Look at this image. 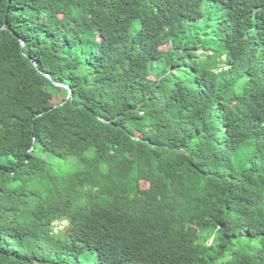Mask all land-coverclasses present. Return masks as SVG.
Masks as SVG:
<instances>
[{
	"label": "trees",
	"instance_id": "trees-1",
	"mask_svg": "<svg viewBox=\"0 0 264 264\" xmlns=\"http://www.w3.org/2000/svg\"><path fill=\"white\" fill-rule=\"evenodd\" d=\"M0 264H264V0H0Z\"/></svg>",
	"mask_w": 264,
	"mask_h": 264
},
{
	"label": "water",
	"instance_id": "water-1",
	"mask_svg": "<svg viewBox=\"0 0 264 264\" xmlns=\"http://www.w3.org/2000/svg\"><path fill=\"white\" fill-rule=\"evenodd\" d=\"M33 64V63H32ZM34 65V64H33ZM53 85H56V86H59L58 84H55V83H52ZM60 86H62V85H60ZM62 87H65V88H67L66 86H62Z\"/></svg>",
	"mask_w": 264,
	"mask_h": 264
},
{
	"label": "rangeland",
	"instance_id": "rangeland-1",
	"mask_svg": "<svg viewBox=\"0 0 264 264\" xmlns=\"http://www.w3.org/2000/svg\"><path fill=\"white\" fill-rule=\"evenodd\" d=\"M61 227H62V225H61V226H59L57 229H59V230H60V229H61Z\"/></svg>",
	"mask_w": 264,
	"mask_h": 264
}]
</instances>
